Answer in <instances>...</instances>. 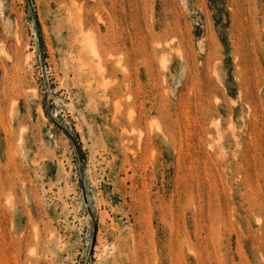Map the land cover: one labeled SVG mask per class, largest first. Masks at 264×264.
<instances>
[{
  "label": "rangeland",
  "instance_id": "1",
  "mask_svg": "<svg viewBox=\"0 0 264 264\" xmlns=\"http://www.w3.org/2000/svg\"><path fill=\"white\" fill-rule=\"evenodd\" d=\"M0 264H264V0H0Z\"/></svg>",
  "mask_w": 264,
  "mask_h": 264
}]
</instances>
